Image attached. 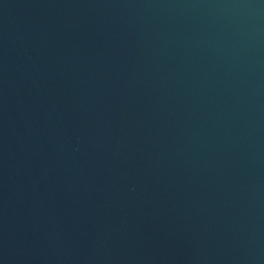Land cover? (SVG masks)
Returning a JSON list of instances; mask_svg holds the SVG:
<instances>
[{"label": "water", "instance_id": "95a60500", "mask_svg": "<svg viewBox=\"0 0 264 264\" xmlns=\"http://www.w3.org/2000/svg\"><path fill=\"white\" fill-rule=\"evenodd\" d=\"M0 264H264V0H0Z\"/></svg>", "mask_w": 264, "mask_h": 264}]
</instances>
